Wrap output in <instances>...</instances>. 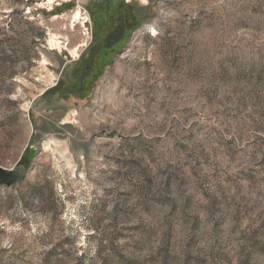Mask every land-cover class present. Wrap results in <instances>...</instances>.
Returning <instances> with one entry per match:
<instances>
[{
    "label": "rangeland",
    "instance_id": "obj_1",
    "mask_svg": "<svg viewBox=\"0 0 264 264\" xmlns=\"http://www.w3.org/2000/svg\"><path fill=\"white\" fill-rule=\"evenodd\" d=\"M48 2L0 0V264H264V0Z\"/></svg>",
    "mask_w": 264,
    "mask_h": 264
},
{
    "label": "bare ground",
    "instance_id": "obj_2",
    "mask_svg": "<svg viewBox=\"0 0 264 264\" xmlns=\"http://www.w3.org/2000/svg\"><path fill=\"white\" fill-rule=\"evenodd\" d=\"M54 2H55V0H49L48 5L51 6L52 4H54ZM48 5H47V6H48ZM71 19H73V22H74V23H79V24L82 23V25H84V24L87 22V20H88L87 16H84L83 13H82L80 10H76V11L74 12L73 16L71 17ZM88 21H89V20H88ZM53 35H54V34H53ZM51 44H52V46L54 45V46H56V47L61 46V45H60L61 43H60V41H59V38H57L56 36H52V42H51ZM87 45H88V44L84 41L83 44L77 46L76 48L70 49L69 51H70L75 57H77V56L79 55V53H78L79 49H80L81 47H85V46L87 47ZM64 46H65V45H64Z\"/></svg>",
    "mask_w": 264,
    "mask_h": 264
},
{
    "label": "water",
    "instance_id": "obj_3",
    "mask_svg": "<svg viewBox=\"0 0 264 264\" xmlns=\"http://www.w3.org/2000/svg\"><path fill=\"white\" fill-rule=\"evenodd\" d=\"M17 179L18 176L12 170L8 171L0 167V185L10 187Z\"/></svg>",
    "mask_w": 264,
    "mask_h": 264
}]
</instances>
